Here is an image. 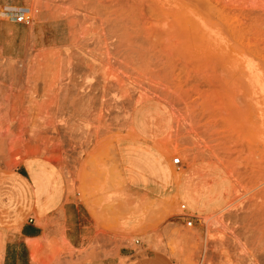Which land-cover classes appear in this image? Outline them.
<instances>
[{"label":"rangeland","instance_id":"1","mask_svg":"<svg viewBox=\"0 0 264 264\" xmlns=\"http://www.w3.org/2000/svg\"><path fill=\"white\" fill-rule=\"evenodd\" d=\"M141 143L168 160L171 197L127 193L116 150ZM42 161L95 207L110 253L264 264V0H0V264L18 174ZM75 253L55 237L34 263Z\"/></svg>","mask_w":264,"mask_h":264},{"label":"crops","instance_id":"2","mask_svg":"<svg viewBox=\"0 0 264 264\" xmlns=\"http://www.w3.org/2000/svg\"><path fill=\"white\" fill-rule=\"evenodd\" d=\"M126 191L138 199L159 200L175 192L168 160L154 143L121 144L117 148ZM17 181L28 190L16 230L5 240L1 264H35V254L50 245V239L63 237L77 251L75 262L82 264H159L143 246V255L104 250L96 241V209L78 194H70L60 170L49 162H33L23 167ZM195 189H193L194 192ZM195 194V193H194ZM181 218L173 220L181 224ZM86 230L92 236H86ZM102 231V229H101ZM83 233V234H82ZM130 260V261H129Z\"/></svg>","mask_w":264,"mask_h":264},{"label":"built area","instance_id":"3","mask_svg":"<svg viewBox=\"0 0 264 264\" xmlns=\"http://www.w3.org/2000/svg\"><path fill=\"white\" fill-rule=\"evenodd\" d=\"M7 15H12L15 22L18 24H22V25H29L32 23V16L30 14V11L27 9H19L17 11H15L14 13H12L11 11H6L5 12ZM172 163L174 165H179L180 164V159L179 158H174L172 160ZM183 210H185V207L182 205L181 207ZM191 221H188L186 223L187 226H191Z\"/></svg>","mask_w":264,"mask_h":264}]
</instances>
